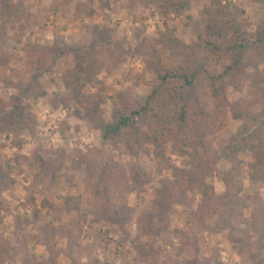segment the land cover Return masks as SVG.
<instances>
[{
    "label": "rangeland",
    "instance_id": "1",
    "mask_svg": "<svg viewBox=\"0 0 264 264\" xmlns=\"http://www.w3.org/2000/svg\"><path fill=\"white\" fill-rule=\"evenodd\" d=\"M187 1L183 13L171 12L165 18L156 5L141 0H10L12 18L0 20V98L9 104L18 96L9 82L29 85L23 101L36 118V135H21L17 147L16 136L0 133V238L10 248L5 264H264V252L257 245L259 232L251 231L247 247L233 241L228 230L215 231L216 218L206 217L204 225L192 216L201 201L198 195L190 207L172 205L161 219L158 235L145 234L139 218L149 214L160 221L155 204L161 182L171 178V167H185L188 158L174 153L170 145L165 158H158L151 143L131 157L123 142L104 141L100 130L74 115L63 81L75 66L68 48L100 42L102 116L112 122L115 110L142 106L157 83L137 53L141 39L164 40L167 29H173L179 41L190 44L207 31L218 8L231 11L250 33L264 18V0ZM4 8L0 0V10ZM56 38L64 40L67 53L50 72L36 78L33 46L51 47ZM104 40L118 42L125 51L116 67L113 56L118 52L106 48ZM159 46L164 61L182 65L179 49ZM202 56L207 66L197 78L196 96L213 110L211 77L221 73L229 60L205 52ZM7 58V65H2ZM253 93L248 82L240 91L227 86L226 96L233 103L251 101ZM253 110L256 120L248 122L235 119L228 110L224 127L206 137L205 148L216 155L221 172L229 167L223 150L240 127H264V106ZM140 130L144 128L138 122L123 129L121 138ZM239 158L245 172L242 194L259 195L264 208V182L251 184L247 175L254 156L244 152ZM109 167L124 174L116 177L119 185L104 191L115 210L122 211V216L113 211L112 215L124 221L112 222L108 213H98L95 204V184ZM207 181L218 195L224 192L217 176ZM241 204L243 217L250 222L255 208L250 202Z\"/></svg>",
    "mask_w": 264,
    "mask_h": 264
},
{
    "label": "trees",
    "instance_id": "2",
    "mask_svg": "<svg viewBox=\"0 0 264 264\" xmlns=\"http://www.w3.org/2000/svg\"><path fill=\"white\" fill-rule=\"evenodd\" d=\"M146 5H156L166 18L171 12L181 14L187 9V0H141ZM219 0H213L217 3ZM5 8L0 10V20L9 21L12 18V3L4 0ZM164 40L151 41L141 39L137 53L144 59L149 71L156 77V85L150 95L139 108L129 105L115 110L112 122H106L102 116L104 104V82L98 78L101 50L100 42L88 46H70L75 56V66L63 78L66 88L70 91V101L74 106V115L91 123L100 130L104 141L110 143L123 142L131 157H137L145 143L154 145L155 155L165 158L167 145L172 151L188 158L183 168L171 167L172 176L161 182L155 210L160 221L149 214L138 220V226L145 234L158 235L161 229V219L166 211L175 204L190 207L196 196L201 201L192 216L200 223L207 225L205 218H216L215 231L228 230L231 239L249 246L251 231H257L259 252H264V208L259 195H243L242 180L244 170L240 153L250 152L254 160L248 164V178L251 184L264 182V127L246 124L240 127L223 150V158L229 163L225 171L218 169V158L205 148L208 135L222 129L225 125L224 115L231 111L235 119L242 121L256 120L254 107L264 106V18L254 32H247L243 24L229 10L214 11L205 33H199L194 42L185 44L174 36L173 29H167ZM3 33L0 32V35ZM105 41V40H104ZM106 48L112 47L118 54L114 55V67L118 66L125 51L116 41H105ZM167 45L177 48L183 57L182 65H169L163 59L159 46ZM227 57L229 63L221 73L211 77L215 105L209 110L196 96L197 78L205 70L207 60L202 53ZM38 65V74L50 72L58 59L67 53L63 39L56 38L49 47L34 45L32 49ZM9 58L2 62L7 65ZM250 82L254 93L251 101L230 103L226 96L227 86L235 91L242 90ZM10 88L18 91V96L8 104L0 98V133L16 136L15 144L21 147L19 137L28 134L35 137L36 118L23 98L29 85L9 82ZM87 89H94L93 93ZM141 122L144 130L134 133L127 139L121 138L122 130ZM168 164V163H167ZM117 176L124 178L122 170L106 169L104 175L95 184V204L98 213L109 214L112 222L124 221L115 218V212L122 216V211H116L104 191L108 186L119 185ZM217 176L223 184L224 192L218 195L214 186L207 181L209 177ZM2 172L0 170V179ZM133 178L136 176L133 175ZM138 180V178H137ZM243 202L252 203L255 210L250 222L244 219ZM1 209V208H0ZM29 221V220H27ZM245 225V228L243 226ZM53 229V226L51 225ZM10 255V248L0 238V264H5ZM44 264V263H42Z\"/></svg>",
    "mask_w": 264,
    "mask_h": 264
}]
</instances>
